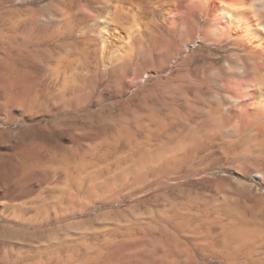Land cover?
<instances>
[{"label":"rangeland","instance_id":"rangeland-1","mask_svg":"<svg viewBox=\"0 0 264 264\" xmlns=\"http://www.w3.org/2000/svg\"><path fill=\"white\" fill-rule=\"evenodd\" d=\"M150 1L156 0H110L109 57L127 53L136 35L157 24L163 28L158 32L167 31ZM165 2L163 13L169 12ZM103 4L91 5L90 12L104 19ZM58 6L55 0H0V264H198L201 250L192 242L205 232L202 210L214 209L217 201L243 206L245 186L256 178L206 167L190 174L183 163L159 168L151 159L156 79L179 75L182 55L164 61L171 68L165 74H155L157 57L149 48L143 53L147 63L138 67L134 57L126 63L108 58L99 66L103 79L90 74L78 94L63 98L59 84L49 90L52 97L40 92V54L34 52V60L13 55L12 36L29 50L47 39L53 56L63 54L51 39L65 30ZM197 46H187L188 54ZM161 47L165 51L166 43ZM179 83L176 77L163 88L178 92ZM189 219L196 231L191 240Z\"/></svg>","mask_w":264,"mask_h":264},{"label":"bare ground","instance_id":"bare-ground-1","mask_svg":"<svg viewBox=\"0 0 264 264\" xmlns=\"http://www.w3.org/2000/svg\"><path fill=\"white\" fill-rule=\"evenodd\" d=\"M55 1L60 6L59 26L65 24V30H58L51 39L56 41L58 49L64 51L63 54L59 51L53 56L52 50L46 46L47 39H38L34 48L29 50L25 43L18 42L16 35L12 36L13 55L26 53L31 58L29 60H34L33 53L40 54L37 64L43 73L38 80L42 87L39 91L46 90V96L52 97L53 90H49L59 84L62 88H58V93L63 98L66 94H78L85 86L83 83L91 82L86 80L90 74H94L97 80L103 79L99 66H105L108 58L112 62L122 58L121 62L126 63L128 58L133 61L134 57L138 67L147 63L143 55L147 48L152 49L157 57L158 63L153 67L155 74L169 72L171 68L164 61L174 62L182 55L184 65L178 70L179 75H175L180 81L178 92L163 88L165 83L175 79L171 77L173 73L166 74L164 82L156 79L158 89L154 94V108L158 107L153 109V128L150 129L154 140L149 142L151 149L149 146L147 150L159 168L183 163L190 174L206 167L212 168L213 172L222 168L241 178H256L262 187L256 180L246 186L236 184L245 186L248 199L243 206L237 203L233 206L218 194L226 203L217 201L214 209L202 210L199 221L204 222L205 232L199 233L202 236L198 243L191 242L201 250L198 264H264V0H166L169 12L164 13L161 9L163 0L150 1L152 14L158 12L161 15L167 31L158 32L159 24L157 28L150 27V31L134 37L129 52L127 50L122 56L111 54V57L106 52L107 32L114 19L109 17L113 6L110 0ZM104 1L103 19L92 14L89 7ZM89 20H92L91 24H88ZM164 42L165 55L162 54L165 51L158 49ZM195 43L198 45L196 53L189 55L187 46ZM95 45L98 46L92 48ZM170 48H173L171 52ZM14 82L10 87L17 86L16 80ZM146 152L142 154L146 156ZM189 222L191 240L196 231L190 227L191 219ZM187 253H191L190 247Z\"/></svg>","mask_w":264,"mask_h":264}]
</instances>
